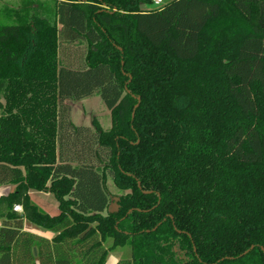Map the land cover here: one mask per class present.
<instances>
[{"label": "trees", "instance_id": "16d2710c", "mask_svg": "<svg viewBox=\"0 0 264 264\" xmlns=\"http://www.w3.org/2000/svg\"><path fill=\"white\" fill-rule=\"evenodd\" d=\"M151 4L0 5V264H264V0Z\"/></svg>", "mask_w": 264, "mask_h": 264}, {"label": "rangeland", "instance_id": "374dc122", "mask_svg": "<svg viewBox=\"0 0 264 264\" xmlns=\"http://www.w3.org/2000/svg\"><path fill=\"white\" fill-rule=\"evenodd\" d=\"M163 4L168 1V0H163ZM14 3V0H0V5L1 4H12ZM147 8L151 9V8H156L154 7V5H150ZM86 99V98H85ZM81 101V100H80ZM78 102V101H77ZM75 103V102H74ZM70 105H73V103H70ZM83 110H81V108L76 107L77 111H71L72 112V117L71 120L77 124H81V125H89L90 123H87L85 121H81L80 119L78 120L76 117H74L73 115H80V113L84 112V114H81V116L89 115V113L93 112L94 115H96L98 117L99 122L103 123L104 125L106 123H109V113L107 112V110L104 108L102 102L100 101V99L97 96H93L90 97V99L85 100V101H81V104L79 105ZM79 113V114H78ZM106 120H108V122H105ZM106 127V125H105ZM41 201H38L39 205H40V210L47 214L49 217H56L60 214V209L58 207V204L55 200H53L52 198H43L40 197ZM129 257V250L128 249H119V250H115L112 252H109L105 258L104 264H115L120 258H128Z\"/></svg>", "mask_w": 264, "mask_h": 264}, {"label": "crops", "instance_id": "0c3cea01", "mask_svg": "<svg viewBox=\"0 0 264 264\" xmlns=\"http://www.w3.org/2000/svg\"><path fill=\"white\" fill-rule=\"evenodd\" d=\"M93 97V96H92ZM90 99V97L86 98V99H83L81 101H85V100H88ZM81 101H78V102H75L73 103V105H71V111H77L76 107H79L81 108L79 105L81 104ZM81 110H83L81 108ZM72 112H70V119L72 117ZM109 113V112H108ZM79 114V113H78ZM81 114H84V112L80 113V115H76L74 114L73 116L76 117L78 120L80 119L81 121H85L87 123H90L89 125H85V126H93V125H98L99 127H101L102 129H106L109 127L110 125V113H109V123H106V127L103 123L99 122L98 120V117L96 115H94V113L90 112L89 115H84V116H81ZM108 120H106L105 122H108ZM72 123H74L75 125H81V124H77L75 122H73L71 120ZM16 185H5V186H0V197L1 196H7L8 194L12 193L15 189ZM29 200L32 204H34L35 206H37L39 209L41 208L38 201H41L42 200L40 199V197H43V198H52L53 197L48 194V193H43V192H33V191H30L29 194ZM54 200V199H53ZM23 230L24 231H27V232H30L34 235H37V236H41V237H44L46 239H50L52 237V233L48 232V231H44L40 228H38L37 226L35 225H32L31 223H29L28 221L26 220H23Z\"/></svg>", "mask_w": 264, "mask_h": 264}, {"label": "water", "instance_id": "95a60500", "mask_svg": "<svg viewBox=\"0 0 264 264\" xmlns=\"http://www.w3.org/2000/svg\"><path fill=\"white\" fill-rule=\"evenodd\" d=\"M135 107H137V105ZM132 116H133V112H132ZM117 202H118V199L117 198H113L112 199V202L107 207V213L108 214H112V213H116L117 212V210H118ZM252 248L253 247H251L250 249H252ZM32 253H33L34 256L36 255V249L35 248L32 249ZM246 253L247 252H245L244 254H246Z\"/></svg>", "mask_w": 264, "mask_h": 264}, {"label": "built area", "instance_id": "2783aa9c", "mask_svg": "<svg viewBox=\"0 0 264 264\" xmlns=\"http://www.w3.org/2000/svg\"><path fill=\"white\" fill-rule=\"evenodd\" d=\"M163 0H152V5H154V7L158 8L160 6L163 5ZM13 211L15 212H20L21 211V208L19 206H13Z\"/></svg>", "mask_w": 264, "mask_h": 264}]
</instances>
